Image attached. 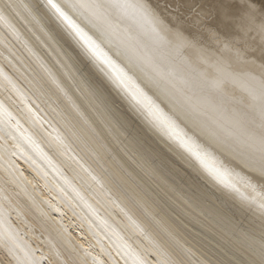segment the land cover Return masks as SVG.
<instances>
[{"label": "bare ground", "instance_id": "6f19581e", "mask_svg": "<svg viewBox=\"0 0 264 264\" xmlns=\"http://www.w3.org/2000/svg\"><path fill=\"white\" fill-rule=\"evenodd\" d=\"M148 3L0 0V264H264V17Z\"/></svg>", "mask_w": 264, "mask_h": 264}, {"label": "snow or ice", "instance_id": "6c2138e0", "mask_svg": "<svg viewBox=\"0 0 264 264\" xmlns=\"http://www.w3.org/2000/svg\"><path fill=\"white\" fill-rule=\"evenodd\" d=\"M261 4V8L259 11L254 7V4L247 3V2H241V0H232L231 3H225V0H211V3H201L195 5V7H198L200 9L199 12L196 13V19L200 21L199 28L196 32H191L189 29H185L187 31H190V34L192 35L193 39H197L199 41V38L204 39H214L218 43H220V34L221 30L215 26H209L208 20L215 15L217 17L220 16L221 9L227 8V12L225 15L228 17V23L226 25V28L230 29L231 31H224L222 34L225 37H229L233 33L236 35H239L238 31H235V27L238 24L241 28L245 25L251 26L255 24L257 16L264 17V0H257ZM49 3H51V0H49ZM180 3L183 4L184 0H180ZM53 7H56V5H52ZM176 0H149L148 4H138L137 7L143 9L146 12H151L152 14H158L160 17H163L164 19H169L168 14H170L174 7H176ZM59 11V9H57ZM191 10V7L188 9ZM200 12H203V19L200 17ZM2 18V17H0ZM178 20H181L182 17L178 16ZM171 23V20H169ZM216 28V33L213 34L212 28ZM260 28L262 31H264V21H262ZM177 36H180V33H176ZM261 59L264 60V54H262ZM262 86V93H264V79L261 81ZM261 155L259 159V166H260V173L262 176H264V132L261 133ZM198 158L203 160V157L200 156L199 152L195 153ZM217 175H220V173L217 171ZM187 264H191V261H188Z\"/></svg>", "mask_w": 264, "mask_h": 264}]
</instances>
